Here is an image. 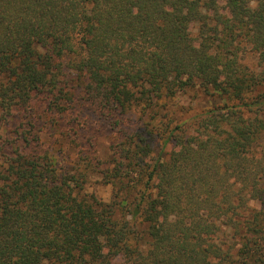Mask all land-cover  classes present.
Wrapping results in <instances>:
<instances>
[{
  "label": "trees",
  "instance_id": "trees-1",
  "mask_svg": "<svg viewBox=\"0 0 264 264\" xmlns=\"http://www.w3.org/2000/svg\"><path fill=\"white\" fill-rule=\"evenodd\" d=\"M0 127V264H264V0H0Z\"/></svg>",
  "mask_w": 264,
  "mask_h": 264
},
{
  "label": "rangeland",
  "instance_id": "rangeland-1",
  "mask_svg": "<svg viewBox=\"0 0 264 264\" xmlns=\"http://www.w3.org/2000/svg\"><path fill=\"white\" fill-rule=\"evenodd\" d=\"M192 30L195 31V27ZM242 62L256 71L262 69L261 61L255 51H246L242 55ZM173 101L177 102L178 105H184L185 109H188L191 115L200 111L201 107L209 104L207 98L201 99L193 90L179 93ZM0 133H4L2 127H0ZM96 140L98 154L104 158L109 156L110 146L115 140V134L105 128ZM101 179L102 176L100 173L92 172L86 183V190L89 193H94L101 200L110 201L112 198V187L110 184L104 183ZM114 264H122V259L116 260Z\"/></svg>",
  "mask_w": 264,
  "mask_h": 264
}]
</instances>
